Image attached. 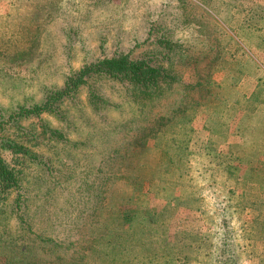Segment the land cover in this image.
I'll return each instance as SVG.
<instances>
[{
    "label": "rangeland",
    "instance_id": "rangeland-1",
    "mask_svg": "<svg viewBox=\"0 0 264 264\" xmlns=\"http://www.w3.org/2000/svg\"><path fill=\"white\" fill-rule=\"evenodd\" d=\"M0 157V264H264V0H0Z\"/></svg>",
    "mask_w": 264,
    "mask_h": 264
},
{
    "label": "trees",
    "instance_id": "trees-1",
    "mask_svg": "<svg viewBox=\"0 0 264 264\" xmlns=\"http://www.w3.org/2000/svg\"><path fill=\"white\" fill-rule=\"evenodd\" d=\"M85 70H94L97 72L105 71L107 73L118 75L123 74L125 77L130 79L135 83H139L140 87H145L148 89L147 82L157 73L156 69L151 67L150 65L146 64L142 60H131L128 58L127 55L125 56H118V57H110L100 60L96 64L92 65L91 67L85 68ZM138 88V87H137ZM143 92V91H142ZM97 98L93 100V103L97 105ZM8 164H6L5 160L0 157V183L2 185H7V188L10 189L11 187H19L18 181V171H15L12 168H8ZM11 245L18 246V242H15V239L9 240ZM120 247V258L117 261H114L110 264H132L131 259L129 257L130 248L127 242L122 243L119 242ZM36 245V244H35ZM51 246L55 248V257L58 256L60 251L61 243L57 244L51 240ZM67 248H71V252L65 251L67 257L64 260L60 258L67 264H83L86 257V251H88L87 247L83 246V244L76 245L74 243H70ZM30 250V249H29ZM32 250H30L31 253ZM124 255V256H123ZM22 261V260H21ZM24 264H27L23 261ZM48 263V262H47ZM46 263V264H47ZM22 264V262H21ZM49 264H54L49 262ZM142 264H146L142 262Z\"/></svg>",
    "mask_w": 264,
    "mask_h": 264
}]
</instances>
